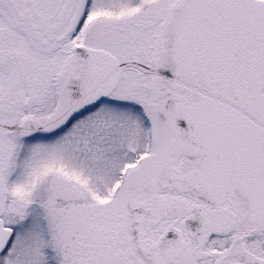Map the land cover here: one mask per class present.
<instances>
[{"label":"snow or ice","instance_id":"1","mask_svg":"<svg viewBox=\"0 0 264 264\" xmlns=\"http://www.w3.org/2000/svg\"><path fill=\"white\" fill-rule=\"evenodd\" d=\"M0 264H264V0H0Z\"/></svg>","mask_w":264,"mask_h":264}]
</instances>
